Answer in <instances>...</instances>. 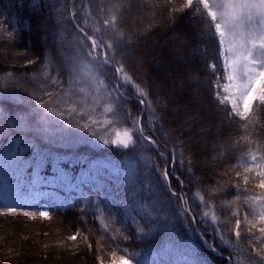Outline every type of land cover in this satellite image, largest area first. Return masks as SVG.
<instances>
[{"label": "trees", "instance_id": "trees-1", "mask_svg": "<svg viewBox=\"0 0 264 264\" xmlns=\"http://www.w3.org/2000/svg\"><path fill=\"white\" fill-rule=\"evenodd\" d=\"M36 1L39 3L40 0ZM56 1L55 4L61 7L57 15L60 22H63V24L61 22V26L65 27L64 40L70 41L71 44V48L67 50L68 61L63 57L61 45L47 47L46 51H40L38 45H31L25 50L23 45L27 40L25 41L23 38V31L17 33L6 13L11 8V11L14 10L12 14L16 22L17 19L20 20L19 11L16 9V0H0V40L6 42L9 39L7 42L16 48L11 54L13 58L10 60L32 59L34 61L32 64H28V62L21 64L0 62L2 66H7L5 70L0 69V92L10 96L15 94L16 98L8 101V107L10 112H15L17 115L23 114L27 107L24 101L31 100L33 95L43 97L54 109L57 107L58 100L59 108L65 110L66 119L81 126L87 124L88 131L97 132L99 139L89 137L87 145L80 143L74 147L62 146L59 144L60 141L50 142L46 138V134L43 133L41 134L43 138L24 134L16 135L15 133L20 130L10 126L7 118L0 116V169L9 170L12 168L13 173L21 172L16 163V153L20 147L24 148V151L20 153L21 159L25 156L41 159L43 161L41 166L32 165L30 170H34L35 175L42 176V178L54 177L57 186H61L58 188L60 190L58 200L55 199L50 203L49 214L68 212L73 207L79 208L82 215L85 213L82 221L81 219L76 220V231L79 230L81 235L88 240L90 233H93V237L99 239V236L112 248L109 250L97 245V248L100 247V252L98 251V256L101 254L100 257L105 254L104 256L110 259L109 256L113 251L124 255V249H127V255L134 261L137 259L142 261V264H227L224 257L229 255L232 256L233 264H250L249 254L252 252L253 245L249 243V239L254 241L256 247L264 246V242L257 239L256 235L249 237L245 231L246 226L243 224L245 213L249 214V219L252 218L254 205L245 202V196L251 194L255 181L245 186L242 180L236 176V172L243 171L242 165L246 164L248 159L246 156L248 143L240 139L241 136L247 135V132L240 127V121L227 118L225 109L219 106L214 98L215 89L212 84L216 76L207 67L212 63H217L218 69L220 67L216 54L218 42L213 36L214 29L209 27L205 20L202 23L203 19L192 12L189 13L190 10H185L183 13H172L173 4L168 3L167 0H143L146 6H152L153 15L158 16L159 19H162L163 15L168 16V12H170V17L177 19V22L181 20L180 16L188 17L200 32L202 30L205 32L206 37L203 38V41L200 44H194L196 47L199 46L197 57L202 65V73L199 69L200 74L198 75L202 77L208 96H210L209 100L219 116L225 118L227 126L230 123V138L233 137L232 148L226 149V151L219 150L217 171L211 173L199 163L197 146L187 133L190 129L182 127L181 124L174 125L171 122L174 118L165 107L167 102L164 96L156 90L155 84L150 81L152 71L149 67H145L144 72L140 71L129 57L130 51L127 49H132L133 42H137L132 38V30L127 22V10L130 4L122 0ZM179 3L180 0H176V6H179ZM116 5H121V7H116ZM97 10L101 15L99 17L96 15ZM104 16L106 19L116 17L118 22L116 31L122 33L125 40V48H121L119 52L127 57L121 59L118 55L117 59H121V63L124 64L126 71L136 83H141L149 90L148 99L152 101L158 118L163 122V131H157L156 134L158 150L139 142L127 150H117L101 143L104 139H112L113 133L123 131L128 127V124L122 121L123 114L117 116L107 114V120L113 121L111 126L103 122L93 125L91 120L94 119V112L106 102V100L103 101V96H105L103 86L93 82V88H89L86 74L82 73L74 78L67 72L79 46L76 39L78 31L76 25L79 24L85 31L95 34V29H104ZM52 27H56L58 30L57 24H53ZM54 35L56 34L54 33ZM110 35L111 32H109ZM128 41L132 43L129 45ZM22 50L25 51L22 52ZM206 53L209 54L207 57H205ZM5 60L9 61L7 57ZM191 67L194 68V64H191ZM104 72L107 73L108 79L115 82L113 69L104 67ZM92 76L96 81L105 79L104 76L96 72H93ZM54 78L60 80V85H52L51 81ZM81 87L85 89L86 94L79 91ZM96 88H99L98 93H95ZM48 91L53 93L52 98L46 95ZM121 91H126L128 96L136 95L131 86L127 89L122 88ZM94 93L99 95V103L94 100ZM107 102L110 101L107 100ZM127 107L136 112L138 105L132 101ZM70 108H74L75 112L71 117H68L67 110ZM2 110L3 108L0 107V111ZM254 119L257 120V123L254 128L248 129V132L251 133L250 139L264 145V109ZM76 131L80 135H84L80 129H76ZM252 147L255 148L256 145L253 144ZM173 150H176L177 154L183 152L185 164L191 167V173L181 175V179L184 180V192L189 197L187 208L191 209L193 216L200 219L202 213L205 212L204 209L208 206L210 210L208 226L205 228L203 225H197V227L204 233L203 237L209 243H213L222 255L207 250L200 235L186 231L183 220L177 218L182 209L181 204L170 199V192L157 186V175L152 170V165L162 163L158 152L171 154ZM42 165L47 168V173L45 170L43 171ZM35 170L37 171L35 172ZM25 171L29 170L25 169ZM28 174L30 173L28 172ZM177 174L180 175V173ZM10 175L14 176L11 173ZM61 175L63 180L60 178ZM188 175L194 176L193 182L190 183L186 178ZM15 177H24V175H15ZM175 183L173 181L174 190L179 191L175 188ZM237 183L241 190L245 187L250 190L249 193L241 191L239 201L235 200L237 191L233 187ZM138 187L139 190H137ZM154 187L157 191L153 189ZM133 191L138 193L135 197L138 202L136 206L143 205L147 211L151 212L152 219L157 222L143 227L144 221L140 220L136 212L130 211V209L126 210L125 206L131 205ZM254 191L257 194L260 193L259 189H254ZM195 194L203 196L207 205L202 206L201 202H198V199L196 200L193 196ZM153 199L157 201L154 204L151 203ZM5 205L0 204V212H7ZM153 206L155 211L152 210ZM237 209H239V217L232 215V212ZM23 211L39 212L40 209L38 206L21 207L16 213ZM174 213L176 215H173ZM129 214L135 217L139 223L133 224L131 220L127 219ZM213 214L217 217L215 224L211 222ZM236 218L242 220V236L239 240L232 231ZM154 224L163 225V227H155ZM154 228L156 230L152 233L151 230ZM141 229L143 230L141 231ZM254 233L258 234V231L254 230ZM125 236L129 239H124ZM221 236L227 241L226 244L220 243ZM98 264H100L99 260Z\"/></svg>", "mask_w": 264, "mask_h": 264}, {"label": "snow or ice", "instance_id": "snow-or-ice-1", "mask_svg": "<svg viewBox=\"0 0 264 264\" xmlns=\"http://www.w3.org/2000/svg\"><path fill=\"white\" fill-rule=\"evenodd\" d=\"M167 2L173 4L172 13L194 10L195 14H198L201 19L207 22L209 27L214 29L213 36L218 42L216 54L220 67L218 69L217 63L207 65L216 76L212 84L215 89L214 98L218 105L225 109L227 118L240 121V127L247 132V135L241 136L240 139L248 143L246 156L249 160L242 165V172H236V176L242 180L245 186L255 181L251 194L245 196V202L254 205L252 218L249 219V214L245 213L243 224L246 226L245 231L249 237L253 236L254 230H256L260 234L258 239L264 242V145L250 139L251 133L248 132V129L254 128L257 123L254 117H257L259 112L264 109V0H180L179 6H176V0H167ZM33 6H35V0H33ZM116 7H121V5H116ZM103 25V30L99 28L94 30L95 34L85 31L79 24L76 25L78 30L76 39L79 46L76 56L67 68V72L74 78L82 73L86 74L89 87L92 86L93 82L104 87L105 96L110 101L103 106L104 114L113 116L123 114L121 119L128 124V127L124 128L122 132H116L115 139H104L102 141L104 145L114 147L117 150H127L139 142L158 150L159 144L156 134L157 131H163V122L158 118L152 101L148 99L149 90L143 87L141 83H136L126 71L124 64L121 63V59L127 57L119 52L121 48H125V40L123 34L116 31L118 26L116 17L105 19ZM109 32H111L110 36ZM131 43L128 41L129 45ZM131 50L127 49V51ZM118 55L121 59H117ZM207 55L209 54L206 53L205 57ZM27 62L28 64L34 63L32 59H28ZM104 67L114 70L115 82L107 78ZM93 72L104 76L105 79L96 81L95 77L92 76ZM51 83L53 86H58L61 82L54 78ZM129 86L134 89L135 96H128L126 91H121L122 88L127 89ZM79 91L85 93L83 87ZM98 92L99 88H96L95 93ZM95 93L94 100L99 103L100 97ZM46 95L52 98L53 93L48 91ZM15 98V94L10 96L0 92V107L3 108L0 111V116L7 118L10 126L20 130L15 133L16 135L24 134L30 137L43 138L41 137L43 133L46 134V138L50 142L63 141L70 147L80 143L87 145L89 137L99 139L97 132L88 131L87 124L81 126L66 119L65 110L59 108L58 100L57 107L54 109L43 97L33 95L31 100L24 101L27 107L23 114L17 115L15 112H10L8 107V101ZM132 101L138 105L136 112L127 107ZM74 112V108L68 109V117H71ZM91 123L95 125L100 122L91 120ZM103 123L111 126L113 121L105 120ZM76 129H80L84 135H80ZM253 144L256 145L255 148L252 147ZM23 151L24 148L20 147L16 153V163L19 170L31 169L32 165L41 166L43 161L39 158L32 159L25 156L21 159L20 153ZM158 155L161 157L162 163L152 165V170L157 175V186L170 192V199L186 205L189 197L184 192V180L181 179V175L191 173V167L185 164L183 152L177 154V151L173 150L171 154L158 152ZM60 178L63 179V176L61 175ZM186 178L190 183L194 180L193 175H188ZM173 181L176 182L175 188L179 191L174 190ZM233 187L237 191L236 201L241 199V191L243 193L250 191L248 187L241 190L238 183L234 184ZM254 189H259L260 193L257 194ZM137 195L138 193L132 192L131 205H126L125 208L135 211L140 220L144 221L143 227H148L155 221L152 219L151 212L147 211L143 205L136 206L138 202L135 197ZM199 200L205 206L207 205L203 196H200ZM4 207L7 213L14 214L22 205H5ZM152 210L155 211L154 206ZM23 214L29 216L30 219L37 218L30 215L29 212ZM232 215L239 217V209L232 212ZM38 218L41 220L49 219V211H39ZM177 218L183 220L186 231L202 237L204 233L197 225H203L206 228L209 213L205 211L201 218L197 219L191 214V209L185 207L181 209ZM127 219L131 220L133 224L139 223L130 214ZM216 220L217 217L213 214L211 216L212 224H215ZM241 228L242 220L236 218L232 231L238 240L242 236ZM80 235V231L77 230L75 234L69 235L67 240L75 242ZM124 239H129V237L125 236ZM85 243H87L86 238ZM220 243H227L223 236L220 238ZM249 243L253 245L252 252L249 254L250 264H264V246L256 247L252 239H249ZM203 244L207 250L222 255L213 243L203 240ZM87 247L91 249L92 245L87 243ZM124 252V255L117 256L116 251H113L109 264H142V261L138 259L134 261L127 255V249H124ZM224 259L227 264H233L231 255L224 257ZM97 260L100 264H105L103 257L97 256Z\"/></svg>", "mask_w": 264, "mask_h": 264}, {"label": "rangeland", "instance_id": "rangeland-1", "mask_svg": "<svg viewBox=\"0 0 264 264\" xmlns=\"http://www.w3.org/2000/svg\"><path fill=\"white\" fill-rule=\"evenodd\" d=\"M122 1L129 3L131 6L127 10V22L132 30V38L137 41L133 42L129 57L134 62V66L140 71L144 72V68L149 67L152 71L150 81L155 84L156 90L164 96L167 102L165 107L170 112L171 117L174 118L171 122L174 125L181 124L182 127L190 129L187 133L197 146L199 163L211 173L216 172L219 150L226 151V149L232 148L233 137L230 138V123L227 126L225 118L219 116L209 100L210 96H208L202 77L198 75L202 70V65L197 57L199 46L196 47L194 44H200L203 38L206 37L204 30L200 32L188 17L180 16L179 19L181 20L177 22L176 18L170 17V12H168V16L163 15V18L159 19L158 16L153 15L152 6H146L143 0ZM56 2V0H40L38 3L35 0V6H33V0H16V9L19 11L20 16V20L17 19V22L12 14L14 10L11 11V8H9L6 13L17 33L23 31V38L25 41L27 40L23 45L25 50L31 45H38L40 51H46L47 47L50 46L56 47V44L61 45V52L64 53L63 57L68 61L67 50L71 48V44L70 41L64 40L65 27L61 26L62 21L60 22L57 15L61 7H58L55 4ZM190 12L195 14L194 10H190ZM96 15L101 16L98 10ZM195 15L199 17L198 14ZM103 19H106V17L104 16ZM202 23H204V20H202ZM53 24L58 25V30H56V27H52ZM1 40V63L15 62L21 64L27 62L26 59L10 60L13 58L11 57L13 50H16V48L10 45V42H7L9 39L6 42ZM148 48L150 49L148 50ZM25 50H22V52ZM4 56L9 61H6ZM191 64H194V68L191 67ZM0 65V69L5 70L7 67ZM93 86L89 88H93ZM102 88L104 89V87ZM105 100L106 102L94 112L93 120L98 122L107 120L108 116L103 113V106L108 103V99L103 96V101ZM113 134L112 139H115V133ZM59 144L68 147V144L63 141H60ZM248 160L249 158L246 163ZM42 169L47 173L45 166L42 165ZM26 170H29L30 174L25 170L20 173H13L12 168L9 170L0 169L1 177L5 175L10 178L8 175L11 173L14 176L24 175L22 178H26V181L22 180L18 183L9 182L6 177L0 180V200H7L11 205L20 203L38 205L36 200L41 199L40 211L49 210L48 201L53 200L58 195L60 191L58 188H61V186H57L54 177L42 178V176H36L34 170ZM42 179L46 180L40 181ZM23 186H27L29 189L24 190V188H21ZM153 189L157 191L155 187ZM137 190H139V187ZM193 196L200 202L198 194ZM155 202H157L156 199L151 201L152 204ZM201 205L204 206L202 203ZM181 207L185 208L187 204H181ZM157 211L159 212L158 209ZM204 211H207L210 215L208 206ZM24 212H29L30 215L37 218L30 219L29 216L23 214ZM68 214H71V216H66ZM83 215L77 207H73L68 212L50 213L47 220L39 219V212L23 211L14 214L0 212V259H3L0 260V264H91L92 262L98 264L97 256L100 247L97 248V245L112 250L98 235L99 239L93 237V233H90L87 243L92 245L91 249L87 247L85 238L82 235L75 242L67 240L69 235L76 233V220L81 219L82 221ZM61 218L70 220L62 223ZM160 226L163 227V225H155V227ZM155 230L156 228L152 229V233ZM254 235L257 236V239L260 236L259 232L258 234L254 233ZM200 239L202 242L206 240L203 236H200ZM46 245L47 247H45ZM104 255L102 257L105 264H109L111 256H109L110 259H107ZM117 256L120 255L117 254Z\"/></svg>", "mask_w": 264, "mask_h": 264}, {"label": "bare ground", "instance_id": "bare-ground-1", "mask_svg": "<svg viewBox=\"0 0 264 264\" xmlns=\"http://www.w3.org/2000/svg\"><path fill=\"white\" fill-rule=\"evenodd\" d=\"M66 216H69V217H70L71 214H70V215L68 214V215H66ZM69 220H70V219H69ZM69 220L66 219V218H61V222H62V223H64V222H68ZM0 260H3V259L1 258ZM4 260H7V259H4Z\"/></svg>", "mask_w": 264, "mask_h": 264}]
</instances>
